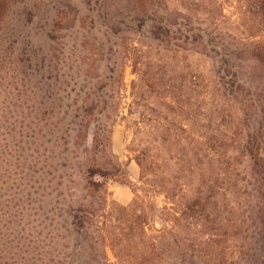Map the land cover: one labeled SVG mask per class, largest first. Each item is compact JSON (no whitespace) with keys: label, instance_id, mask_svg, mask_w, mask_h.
<instances>
[{"label":"trees","instance_id":"16d2710c","mask_svg":"<svg viewBox=\"0 0 264 264\" xmlns=\"http://www.w3.org/2000/svg\"><path fill=\"white\" fill-rule=\"evenodd\" d=\"M75 1L78 7L67 1L64 8L47 6L35 34L40 41L36 52L26 49L17 58L19 70L35 75L38 103L29 114L30 139L51 150L42 160L39 231L34 235L30 229L20 258L10 248L8 264H63L42 244L54 222L61 224L67 239L80 243L102 238L100 226L109 219L106 184L120 174L110 153L111 131L120 114L119 63L128 58L139 77L132 98L142 95L137 87L149 95L165 91L169 80L164 67L146 62L150 53L209 59L221 102L238 108L236 118L219 112L221 119L208 124L202 141H193L191 159L198 169L215 171L217 196L223 198L220 191L227 189L234 195L231 228L241 239V258L235 263L264 264V42L225 43L204 22L192 21L191 14L168 13L166 0ZM238 1L244 3L249 36L256 29L264 34V0ZM86 43L97 48L88 49ZM149 105L146 112L151 111ZM161 106L173 111L166 103ZM128 115H134L131 106ZM137 163L143 170L142 160ZM120 211L131 218L127 209ZM201 264L227 261L222 253H214Z\"/></svg>","mask_w":264,"mask_h":264},{"label":"rangeland","instance_id":"374dc122","mask_svg":"<svg viewBox=\"0 0 264 264\" xmlns=\"http://www.w3.org/2000/svg\"><path fill=\"white\" fill-rule=\"evenodd\" d=\"M66 1L78 7L75 0H0V264L10 262V248L21 255L30 229L34 235L39 231L42 160L51 150L30 139L29 114L38 103L35 75L19 70L17 58L26 49L36 52L40 41L35 34L47 6L64 8ZM165 7L168 13L191 14L192 21L204 22L225 43L264 42L257 29L249 36L244 3L238 0H166ZM86 48L97 47L86 43ZM148 56L146 62L164 67L168 88L149 95L137 87L142 95L136 99L131 88L139 77L128 58H118L123 67L120 114L111 131L110 153L120 174L106 184L109 219L100 226L102 238L79 243L67 239L61 224L54 222L42 244L63 264H201L214 253L236 264L241 239L231 228L234 195L230 189L220 191L223 198L216 195L215 171L198 169L190 147L202 141L209 123L219 122L221 110L236 118L238 108L221 102L209 59L195 54ZM148 104L151 111L146 112ZM123 208L131 218L121 213Z\"/></svg>","mask_w":264,"mask_h":264}]
</instances>
